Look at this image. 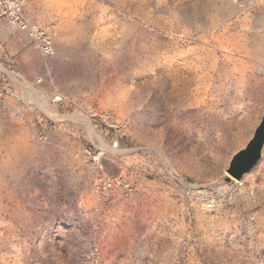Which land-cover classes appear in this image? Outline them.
<instances>
[{
  "label": "rangeland",
  "instance_id": "1",
  "mask_svg": "<svg viewBox=\"0 0 264 264\" xmlns=\"http://www.w3.org/2000/svg\"><path fill=\"white\" fill-rule=\"evenodd\" d=\"M24 17L50 26L54 54L77 65L66 78L60 58L0 25L11 54L0 47V117L11 125L0 132V264H124L133 246L135 264H264V249L212 229L252 202L264 211V149L243 185L227 172L264 113V14L250 0H26ZM145 34L171 51L163 73L128 64ZM158 89L168 108L209 110L211 130L185 135L134 119ZM50 138L63 166L46 176L56 191L37 199L28 161ZM85 147L103 152L101 170ZM101 173L128 188L99 194Z\"/></svg>",
  "mask_w": 264,
  "mask_h": 264
},
{
  "label": "snow or ice",
  "instance_id": "2",
  "mask_svg": "<svg viewBox=\"0 0 264 264\" xmlns=\"http://www.w3.org/2000/svg\"><path fill=\"white\" fill-rule=\"evenodd\" d=\"M162 6V5H157ZM250 6L258 8L261 14H264V0H250ZM240 7H243L241 5ZM87 27H90V21H83ZM62 60V65L57 70L66 78H71L76 70L77 58L71 53L58 51L56 54ZM127 55L131 57L128 61L130 66L140 65L141 71L151 72L154 66L157 72L165 71V63L171 51L164 49L162 45H158L150 34H145L137 41L134 47L127 51ZM261 95H264V88L260 89ZM59 99V97H57ZM144 110L137 112L134 119L141 121L145 126L163 125L169 131L174 128H181L185 135H193L198 130L210 131L216 119L207 109L183 110L176 111L174 108H168L163 99L162 90H157L152 101L142 105ZM11 128L4 118L0 117V132L7 131ZM29 167L32 171V185L40 189L37 199L40 196L47 198L56 189L50 188L47 183L46 176H50L54 171L62 169L61 149L55 138L47 141L45 149L37 153L30 161ZM141 198H145L144 194ZM252 202L245 206L244 209L229 210L225 218L217 225H213L212 229H226L243 243L245 248L255 252L257 248L264 249V211L259 208L253 209ZM69 212H74V207H69ZM253 211L260 214L253 215ZM0 243H7L2 241ZM125 262L124 264H135L136 249L127 248L122 250ZM0 261H6V257L0 255Z\"/></svg>",
  "mask_w": 264,
  "mask_h": 264
},
{
  "label": "built area",
  "instance_id": "3",
  "mask_svg": "<svg viewBox=\"0 0 264 264\" xmlns=\"http://www.w3.org/2000/svg\"><path fill=\"white\" fill-rule=\"evenodd\" d=\"M26 0H0V25H5L11 31L25 32L32 41L34 47L41 55H54L51 28L37 27L30 25L24 17V7ZM59 97V99H57ZM0 99L2 92L0 90ZM53 104H59L62 101L61 95H56L51 98ZM94 116V115H93ZM112 127H124L125 124H120L117 118L111 116ZM42 138V137H41ZM117 140L113 142V147H116ZM82 154L99 170L102 169L103 152L92 147H85ZM96 192L101 195L108 196L109 193L115 192L116 188H128V182L119 175H110L101 173L97 177Z\"/></svg>",
  "mask_w": 264,
  "mask_h": 264
},
{
  "label": "water",
  "instance_id": "4",
  "mask_svg": "<svg viewBox=\"0 0 264 264\" xmlns=\"http://www.w3.org/2000/svg\"><path fill=\"white\" fill-rule=\"evenodd\" d=\"M264 145V113L256 125L252 136L244 147L237 150L230 158L227 172L240 179L261 158Z\"/></svg>",
  "mask_w": 264,
  "mask_h": 264
},
{
  "label": "bare ground",
  "instance_id": "5",
  "mask_svg": "<svg viewBox=\"0 0 264 264\" xmlns=\"http://www.w3.org/2000/svg\"><path fill=\"white\" fill-rule=\"evenodd\" d=\"M44 56V55H43ZM29 92V95H31L32 97H34L35 99H36V101L39 103V105L41 106V108L46 112V113H48V114H50V115H52L53 117H55V118H58V116L56 115V114H54L48 107H47V105H45L44 103H43V101H42V99L39 97V95L37 94V93H35V92H32V91H28ZM28 95V96H29ZM56 95H58V94H56ZM56 95H54V96H56ZM53 96V97H54ZM34 98H33V100H34ZM29 99H30V97H29ZM74 115L75 116H81V114H79V113H74ZM60 117V116H59ZM72 117V116H71ZM87 121V120H86ZM88 129L90 130V126L88 125ZM263 149H264V145H263V148H262V152H263ZM262 152H261V154H262ZM245 174V173H244ZM231 179H232V181L233 182H235L236 184H241V185H243V183H240V180H238V178H235V177H231ZM234 183V184H235ZM264 187V186H263ZM244 189V188H243Z\"/></svg>",
  "mask_w": 264,
  "mask_h": 264
},
{
  "label": "crops",
  "instance_id": "6",
  "mask_svg": "<svg viewBox=\"0 0 264 264\" xmlns=\"http://www.w3.org/2000/svg\"><path fill=\"white\" fill-rule=\"evenodd\" d=\"M0 47H1V50H4L6 53L4 54L5 57H7L8 55H11L10 54V49H9V46L7 44V39H0ZM0 50V51H1Z\"/></svg>",
  "mask_w": 264,
  "mask_h": 264
}]
</instances>
